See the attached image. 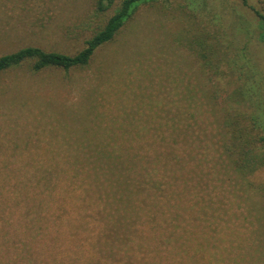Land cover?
Returning a JSON list of instances; mask_svg holds the SVG:
<instances>
[{
    "label": "rangeland",
    "instance_id": "obj_1",
    "mask_svg": "<svg viewBox=\"0 0 264 264\" xmlns=\"http://www.w3.org/2000/svg\"><path fill=\"white\" fill-rule=\"evenodd\" d=\"M121 1L113 0L107 17ZM94 2L66 0L59 6L57 0H0V55L28 45L73 54L90 36L75 25ZM249 5L257 7L255 0H137L114 39L98 47L86 66L34 72L22 65L0 72V149L6 143L77 145L83 136L92 144L88 132L96 128L92 116L100 111L108 113L104 123L109 132L128 102L135 101L139 110V103H145L150 109L145 112L151 113L159 108L148 100L151 94L164 96L173 88L171 96L183 100L204 97L203 129L218 139L209 152L220 159L204 175L209 186L201 193L216 206L207 223L215 227V218L230 236L216 256L205 255L207 262L200 264H264V36L263 23ZM247 90L252 94L240 93ZM256 100L262 110L256 109ZM159 109L154 129L179 124L174 109ZM256 111L262 118V130L254 133L261 138L258 157L240 171L229 161L230 149L232 159L237 154L230 136L223 134L231 119L251 118ZM12 150H0V156L22 155ZM230 242L228 254L220 251Z\"/></svg>",
    "mask_w": 264,
    "mask_h": 264
},
{
    "label": "trees",
    "instance_id": "obj_2",
    "mask_svg": "<svg viewBox=\"0 0 264 264\" xmlns=\"http://www.w3.org/2000/svg\"><path fill=\"white\" fill-rule=\"evenodd\" d=\"M136 1L122 0L107 17L113 0H95L86 20L75 25L90 31L79 50L69 54L23 46L0 55V72L22 65L34 72L86 66L98 47L114 39ZM255 1L257 7L249 6L263 23L264 36V0ZM172 92L151 94L148 100L174 109L180 121L176 126L154 129L152 119L162 110L147 113V104L138 102L139 110L131 101L121 106V120L109 132L104 123L108 113L92 116L97 125L88 132L92 144L85 136L78 137L77 145L47 148L6 143L0 150L22 155L0 156V264H200L205 255L212 258L230 236L215 218V227L207 223L216 206L201 193L209 186L204 175L220 159H213L209 147L219 141L203 129L204 97L183 100ZM260 103L256 100L257 110H262ZM231 121L223 135L230 136L237 156L232 159L230 149L228 158L242 171L258 157L261 138L255 134L262 130V118L256 111L251 118L237 115ZM227 244L220 251L228 254Z\"/></svg>",
    "mask_w": 264,
    "mask_h": 264
}]
</instances>
